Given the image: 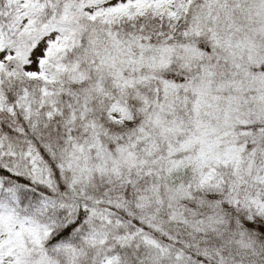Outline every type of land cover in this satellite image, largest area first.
<instances>
[{
  "label": "snow or ice",
  "instance_id": "obj_1",
  "mask_svg": "<svg viewBox=\"0 0 264 264\" xmlns=\"http://www.w3.org/2000/svg\"><path fill=\"white\" fill-rule=\"evenodd\" d=\"M0 264H264V0H0Z\"/></svg>",
  "mask_w": 264,
  "mask_h": 264
}]
</instances>
